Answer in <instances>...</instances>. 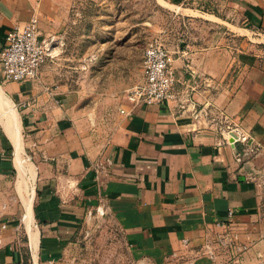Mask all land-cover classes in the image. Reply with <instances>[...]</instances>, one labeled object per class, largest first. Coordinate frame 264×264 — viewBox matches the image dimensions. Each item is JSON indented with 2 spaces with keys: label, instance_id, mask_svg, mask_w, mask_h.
Returning a JSON list of instances; mask_svg holds the SVG:
<instances>
[{
  "label": "crops",
  "instance_id": "crops-1",
  "mask_svg": "<svg viewBox=\"0 0 264 264\" xmlns=\"http://www.w3.org/2000/svg\"><path fill=\"white\" fill-rule=\"evenodd\" d=\"M52 8L0 0V52L7 32L34 16L46 39ZM219 55L192 58L204 87L225 79ZM68 94L42 69L36 82L16 83L4 82L0 68V264H84L100 205L130 264L264 263L263 70L244 65L230 85L199 93L196 106L178 99L125 115L124 98L104 140L76 120ZM206 100L248 136L250 161L236 162L243 146L226 143L224 125L195 117ZM220 238L243 249L239 262Z\"/></svg>",
  "mask_w": 264,
  "mask_h": 264
},
{
  "label": "rangeland",
  "instance_id": "rangeland-1",
  "mask_svg": "<svg viewBox=\"0 0 264 264\" xmlns=\"http://www.w3.org/2000/svg\"><path fill=\"white\" fill-rule=\"evenodd\" d=\"M49 1L54 12L45 27L50 55L41 69L49 82L69 92L76 120L102 140L116 121L125 90L141 81L145 48L155 40L171 54L179 77L178 99L188 106H196V96L206 89L230 85L250 62L264 71V0ZM204 50L220 54L226 75L221 83L212 78L204 87L192 71V58ZM210 103L206 100L193 112L201 119L205 111L206 119L217 124L218 111ZM105 217H96L99 222L88 229L84 264H130ZM241 254L238 260L230 255L231 261L239 262Z\"/></svg>",
  "mask_w": 264,
  "mask_h": 264
},
{
  "label": "built area",
  "instance_id": "built-area-1",
  "mask_svg": "<svg viewBox=\"0 0 264 264\" xmlns=\"http://www.w3.org/2000/svg\"><path fill=\"white\" fill-rule=\"evenodd\" d=\"M6 45L0 52V68L4 82H36L45 60L49 57L50 41L41 38L39 21L36 16L21 26H14L6 34ZM177 83L176 70L169 51L157 40L150 43L144 51L142 58V79L139 83L125 90V98L130 104L128 111L121 110L122 114L129 115L138 105L169 104L178 100L175 92ZM218 125L227 124L225 133L227 144H242V149L235 155L236 162L243 164L251 160L256 149L248 145V136L238 131L237 126L231 128L223 112H216ZM202 119L208 117L204 111ZM198 119L199 114L195 113ZM215 124V123H214ZM216 124V125H217ZM231 142H230V141ZM106 215V209L100 205L95 209L94 216L100 218ZM231 213L229 212V216ZM221 248L235 252V260L243 249L233 245V241L226 238L218 240ZM186 241L184 242V244ZM232 246V247H231ZM207 254L214 257V250L210 243L205 246Z\"/></svg>",
  "mask_w": 264,
  "mask_h": 264
}]
</instances>
